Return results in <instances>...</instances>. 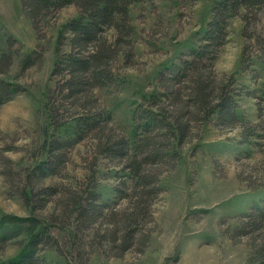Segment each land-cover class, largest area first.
Returning <instances> with one entry per match:
<instances>
[{
	"label": "rangeland",
	"instance_id": "374dc122",
	"mask_svg": "<svg viewBox=\"0 0 264 264\" xmlns=\"http://www.w3.org/2000/svg\"><path fill=\"white\" fill-rule=\"evenodd\" d=\"M218 1L136 0L131 4L134 33L123 40L128 51H122L124 55L129 51L133 54L129 60L121 55L113 63L118 74L116 85L97 89L94 94L98 110L113 115L110 128L131 145L139 106L150 105L157 95L164 108L175 110L171 99L161 97L160 75L171 73L183 59H189L192 50L206 44L203 35ZM79 13L75 5L62 8L42 21L37 30L20 0H0V56L15 54L12 65L0 78L24 88L0 105V235L9 228L28 227L11 221L38 218L62 240V255L49 245L40 249L46 264H264L256 254L264 244V229L249 228L245 235L238 233L241 216L257 206L264 208V7L248 13L246 22L233 18L225 44L215 50L216 56L211 54V61L208 59L213 68L207 73L212 70L217 80L231 84L242 123L233 128L212 122L191 123L192 134L178 149L174 169L160 168L162 193L152 206L153 220L141 225V234L148 239L143 250L134 246L122 254L118 244L116 250H109L105 243L108 239L100 242L88 238V246L79 242L75 246L72 232L61 228L69 225L48 222L54 213L51 204L40 208L24 200L20 190L27 183L23 179L27 180L44 161L45 148L48 150L53 141L65 139L70 132L54 124L50 99L60 111L56 116L59 122L69 124L78 115L58 90L50 91L57 79L52 75L55 65L63 49H67L59 46V40L69 37L68 24ZM114 35L113 30L107 33L111 38ZM11 38L17 43L9 44ZM33 50L45 51L43 63L23 69L24 55ZM186 90L183 89L185 101L189 95ZM189 105L187 109L194 111ZM95 144V140L87 138L70 147L65 170L45 181L46 185H73L74 178L82 177L94 161ZM100 159V191L105 202L112 201L122 178L115 174L102 180L100 176L121 171L125 164ZM132 187V183L127 184L131 195ZM32 188L29 185L28 191ZM129 208V200H123L116 209L121 215ZM112 227L103 224L102 233ZM71 231L78 233L76 229ZM26 243L25 232L5 245L0 243V264L17 258Z\"/></svg>",
	"mask_w": 264,
	"mask_h": 264
},
{
	"label": "trees",
	"instance_id": "16d2710c",
	"mask_svg": "<svg viewBox=\"0 0 264 264\" xmlns=\"http://www.w3.org/2000/svg\"><path fill=\"white\" fill-rule=\"evenodd\" d=\"M136 0H20L21 6L38 30L39 24L56 11L75 5L79 8V17L68 24V38H61L59 46L66 47L59 56L53 76L55 87L50 93H61L67 102L78 110V115L72 117L69 124L57 120L60 112L50 99V113L57 128H64L69 135L58 138L52 145L45 148L46 158L37 165L35 170L23 179L26 184L20 190L25 201H33L40 208L51 204L54 213L48 217V222L59 221L67 224L69 232L74 235V244L87 245V239H100L109 246V250L120 248L122 254L134 246L143 250L148 239L141 234L142 224L153 220V204L162 193L160 188V168L163 166L174 169L179 159L178 149L183 146L192 134V122H212L220 127H236L242 123L239 115L238 101L231 94V84L217 80L207 72L213 66L208 59L216 56L218 50L228 38L231 21L240 17L246 22L247 14L264 7V0H219L212 9V18L203 35L206 44H200L192 50L189 59H183L171 73L160 75L163 98L171 99L175 110L164 108L162 99L154 95L151 104L138 107L134 121V144L122 135H117L110 128L113 115L107 110L99 111L95 99L96 90L106 86L116 85V63L123 55L129 60L132 52L124 55L128 46L123 40H128L134 33L130 23V6ZM247 28V23L245 29ZM115 31L113 38L108 37L109 31ZM129 42V41H128ZM17 43L9 39V44ZM12 52L0 56V74H5L13 63ZM210 55V56H209ZM45 51H30L24 55L23 69L32 68L43 63ZM216 58V57H215ZM187 89L188 99L183 100V89ZM55 90V91H54ZM24 91L20 84L8 82L0 78V105L12 100ZM160 94V93H159ZM160 104L163 108H160ZM192 104L194 111H189ZM157 108V109H156ZM73 136V137H72ZM87 138L96 141L94 145L95 159L86 168L82 177H75V183L69 187L46 185L45 181L59 175L66 168L69 148ZM100 158L106 161H117L125 164L121 171L110 172L100 176L102 180L111 176L121 177L120 186L114 189L115 199L104 201L100 191L101 172ZM122 164V165H123ZM124 172V175H117ZM10 176V173H7ZM132 183V195L127 193V184ZM29 185L33 188L30 189ZM129 200L131 208L119 214V202ZM105 202V203H104ZM242 222L239 234L245 235L249 228L261 231L264 229V208L257 206L251 213L241 216ZM20 223L27 224L26 230L9 228L0 235V243L20 238L25 232L26 245L23 252L15 259L3 264H46L40 249L49 245L55 247L58 253L64 254L62 240L54 236L50 227L44 225L38 218L24 219ZM114 225L102 233L101 226ZM76 229L78 233L71 231ZM81 234V235H80ZM139 237V238H138ZM85 241V243L83 242ZM118 244V246H116ZM145 246V247H144ZM72 251V250H71ZM73 252V251H72ZM257 258L264 263V244L257 249Z\"/></svg>",
	"mask_w": 264,
	"mask_h": 264
}]
</instances>
